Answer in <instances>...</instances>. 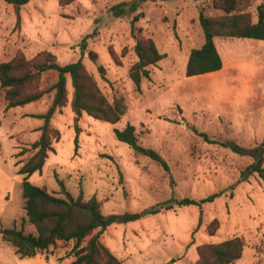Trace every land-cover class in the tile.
I'll use <instances>...</instances> for the list:
<instances>
[{
  "label": "rangeland",
  "instance_id": "1",
  "mask_svg": "<svg viewBox=\"0 0 264 264\" xmlns=\"http://www.w3.org/2000/svg\"><path fill=\"white\" fill-rule=\"evenodd\" d=\"M131 1L75 0L62 7L61 0H32L21 8L18 21L14 7L0 0V63L18 55L40 63L46 53L60 65L82 60L108 100L122 96L128 106L116 124L77 116L68 78V104L50 121L60 138L30 182L60 196L62 181L74 197L96 198L103 215H118L119 223L101 239L123 264H197L199 246L233 238H241L245 245L234 264H264V178L255 173L230 190L248 166L260 161L264 41L217 38L223 68L187 77L189 54L204 43L199 8L209 0H141L134 13L113 16V6ZM260 4L264 0H252L248 8L254 22ZM137 15L136 28L165 54L151 67V78L140 90L129 77L137 61L131 32ZM87 36L83 55L79 44ZM51 101L52 95L46 96L9 114L0 91V208L5 211L0 229L15 226L35 233L26 221L23 176L18 170L41 134L43 121L35 116L45 113ZM128 124L135 126L142 146L166 160L169 173L116 139L114 130ZM232 146L243 151L236 153ZM219 192L223 196L200 207L177 203ZM152 208L159 212L147 213ZM135 214L141 217L125 221ZM215 220L219 228L210 235L208 226ZM70 248L71 244L59 243L51 249L64 257Z\"/></svg>",
  "mask_w": 264,
  "mask_h": 264
},
{
  "label": "trees",
  "instance_id": "2",
  "mask_svg": "<svg viewBox=\"0 0 264 264\" xmlns=\"http://www.w3.org/2000/svg\"><path fill=\"white\" fill-rule=\"evenodd\" d=\"M3 1L14 7L20 21L21 8L32 0ZM74 1L61 0L60 5L68 6ZM140 2L141 0H134L117 4L111 8V13L117 18L134 13ZM251 2L252 0H209V5L200 6L199 23L204 34V43L200 48L191 50L186 66L187 77L206 75L223 68V60L215 42L217 38L264 41V4L257 7V21L254 22L252 13L248 11ZM209 10L214 14L209 15ZM139 18L137 15L131 22L137 61L129 70V77L137 90H140L144 80L151 78V67L165 58V54L159 52L154 40L145 37L142 30L136 28L135 24ZM88 38L89 36L85 37L79 44L83 55L87 52ZM89 54L93 61L97 60L95 53ZM36 60L37 58L27 60L24 55H18L12 61L0 63V91L6 103V110L24 107L52 95L46 112L35 116L43 121V125L38 129L41 134L27 150L32 153L31 157L22 161L18 170V174L23 176L22 195L26 221L34 227L35 233H25L23 229L16 227L7 228L2 232L3 240L10 243L21 257H33L62 243L71 244L70 250L65 254V258L71 259L70 264H123L101 239V235L110 226L119 223L118 215H103L96 198L86 200L83 194L74 197L62 181H59L61 195L58 196L31 183L30 177L42 171L49 153L54 150V141L60 138L59 131L51 127L50 121L68 104V78L73 87L72 109L77 116L87 114L96 120L116 124L127 113L126 100L119 96L109 101L93 76L87 72L82 60L60 65L51 53H46L43 62L38 63ZM99 71L104 76V68L99 67ZM114 133L116 139L127 144L136 156L149 158L164 171L170 172L168 163L156 150L139 143L135 126L128 124L122 130L115 129ZM203 136L208 139L207 135ZM232 148L236 153L243 151L238 147ZM260 150L259 163L248 166L241 173L238 180L230 186L232 192L255 173L264 178V139ZM223 194L224 192L215 193L199 201L183 199L177 203L180 206L200 207L214 202ZM158 212V208H152L147 213ZM218 228V221H213L208 226L209 234L215 235ZM244 248L241 238L217 244H203L197 249V264H234L242 258Z\"/></svg>",
  "mask_w": 264,
  "mask_h": 264
},
{
  "label": "crops",
  "instance_id": "3",
  "mask_svg": "<svg viewBox=\"0 0 264 264\" xmlns=\"http://www.w3.org/2000/svg\"><path fill=\"white\" fill-rule=\"evenodd\" d=\"M222 60H223V65H224L223 57H222ZM8 112L9 114H11L13 110L9 109ZM10 137L11 136H9V138ZM2 180L3 179L1 176L0 181ZM4 213L5 211H3L2 208H0V221H3L2 217ZM4 229H7V228H2L0 230L3 231ZM67 260H70L71 262L70 258H65V256L63 257L60 253L59 254L56 252L54 253L51 248L48 251H45L43 253H38L37 255L33 257H21L19 254L16 253V249L10 243L3 240V235L2 233H0V264H70V262H67Z\"/></svg>",
  "mask_w": 264,
  "mask_h": 264
},
{
  "label": "water",
  "instance_id": "4",
  "mask_svg": "<svg viewBox=\"0 0 264 264\" xmlns=\"http://www.w3.org/2000/svg\"><path fill=\"white\" fill-rule=\"evenodd\" d=\"M151 1H155V0H151ZM141 216L139 214H135V215H128L126 218H125V221H135L136 219H139ZM3 231L0 230V233H2Z\"/></svg>",
  "mask_w": 264,
  "mask_h": 264
}]
</instances>
